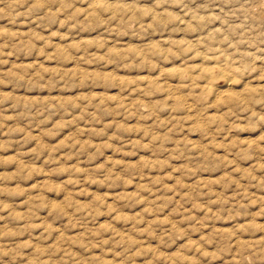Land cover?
<instances>
[{"label":"rangeland","instance_id":"obj_1","mask_svg":"<svg viewBox=\"0 0 264 264\" xmlns=\"http://www.w3.org/2000/svg\"><path fill=\"white\" fill-rule=\"evenodd\" d=\"M0 264H264V0H0Z\"/></svg>","mask_w":264,"mask_h":264},{"label":"bare ground","instance_id":"obj_2","mask_svg":"<svg viewBox=\"0 0 264 264\" xmlns=\"http://www.w3.org/2000/svg\"><path fill=\"white\" fill-rule=\"evenodd\" d=\"M206 69H207V68H206ZM208 71H209V70H208ZM225 71H226V70H225ZM223 72H224V71H223ZM212 76H213V75H212ZM210 78H211V77H210ZM228 80H229V79H228ZM227 83H228V82H227ZM228 86H230V84H229ZM228 86H227V87H228ZM223 89H224V88H223ZM223 89H222V90H223ZM228 89H229V88H228ZM222 90H221L220 92H222ZM230 90H231V89H230ZM223 91H224V90H223ZM217 93H218V92H217ZM222 93H223V92H222ZM224 93H225V92H224ZM216 95H217V94H216ZM218 95H220V94H218ZM224 96H225V95H224ZM218 97L221 98V96H218Z\"/></svg>","mask_w":264,"mask_h":264}]
</instances>
